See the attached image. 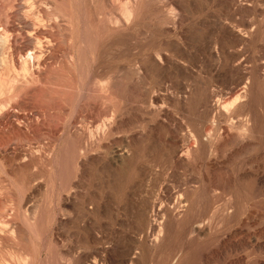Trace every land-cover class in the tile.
I'll list each match as a JSON object with an SVG mask.
<instances>
[{"label": "bare ground", "instance_id": "1", "mask_svg": "<svg viewBox=\"0 0 264 264\" xmlns=\"http://www.w3.org/2000/svg\"><path fill=\"white\" fill-rule=\"evenodd\" d=\"M10 1L9 6H4L7 8L6 20L3 21V19L0 18V96L3 93H6V95L8 94V98L16 96L30 81L33 82L39 80L40 82L44 77V72L47 70H56V72L61 71L62 73L64 71V74H68V84L66 83V85H63L57 82L58 84L55 83L57 87H53L55 90L59 91L62 89L64 91L66 87L73 88L76 86L73 75L75 73H72L73 71L70 69L73 57L67 47L66 34V31L71 29L72 24L69 14L61 7V4L58 3L61 0ZM95 1H97L100 6L92 8L90 5L87 9L88 21L91 27V30L89 31H92L101 47L116 49L115 51L120 59L115 67L116 71H107L103 77H97L96 75L91 74L92 77H89V79H91V88L94 89L95 93L93 92L94 94H90L95 96L96 99L101 98L112 103V111L117 113L118 121L114 116H110L104 120V124L101 125L102 129L97 128L96 131L87 129L86 140L84 141L85 143H83L84 146L82 149L84 154L92 152L93 155H90L91 158L89 159L96 161L97 163L102 162L103 167L107 171L112 170L116 166L125 167L129 163L131 164L134 156L130 149L116 150L112 147L113 143L109 137L114 129L122 123V113L117 109L116 103L120 99L127 98V95L120 90L123 89L122 87L127 88L128 86L136 89L135 87L142 84V79L145 78L144 76L149 70H154L156 73H153L157 74V76L165 82L164 79L168 78L165 73H169L167 72L168 70H165V67L172 66L170 68L174 67L177 69L180 72L179 76L183 75L184 77L182 76L183 79L181 78L179 81L173 83V87H175L174 89H177L180 93H195L197 98H192L191 96V103L196 106L202 103L208 110L204 123L201 124V126L199 125V128H194L189 134L183 133L182 131L179 132V130H183L181 129L182 127L179 126L181 128L178 127V131H170L163 136V147L161 148L162 150L158 158L159 163L161 164V167L159 168L161 174L160 172L158 174V171H156L155 174H158L157 176L160 175L163 178L166 177L165 175L172 169L174 171L179 169L181 170L180 172L183 170L184 172L189 171L194 173L196 181L193 180L194 182H187L185 178L184 180H181V173L176 176V179L178 176H181V181L177 180L176 183L171 184L167 182V178L166 181L161 179L162 182L157 185L158 188L153 191L154 194L152 191H149L151 194L148 193V195L145 196L146 198L141 201L143 206L137 208V205H135L137 210L135 212L133 211L135 214L134 220L136 221V223H134L137 225L136 232L139 233L135 239L132 237L134 239L133 243L135 244L136 251H132V253L130 252V254L133 255L128 259L127 264H140V255L142 253L151 255L162 254L170 244L174 246L169 254L167 253L169 250L166 251L169 258L168 261H170L166 264H186L194 258H199L200 260L205 259L204 257H208L203 254L206 247L212 251L214 248H217L213 251V259L214 257H217L221 251V253H223L224 250L234 252L233 257H229L225 264H264L263 57L260 58L259 56L256 60L251 59L252 62L248 61L250 62V65L246 64V57L242 59V55L240 54L241 47L236 49L238 44L241 46V44L244 43L245 35L243 36L238 33L240 30L237 29V39L234 36L236 41L232 40L234 43L232 42L231 44L229 41L226 43V40L224 41L223 39L224 42H221L222 40H219L220 42L215 41L211 49L208 47L210 50L208 49L209 63L207 65V73L210 75L209 79H211V77L213 78L214 85L211 83H204L201 74V67H203V64L201 62L198 64L195 63V68H192L189 66L190 64L188 65L187 63L170 60L169 52L175 53L176 48L170 49L174 44L168 41V39L165 40L166 38H163L166 34H170L171 31L175 30V25L177 23L176 10L184 12L188 7L186 0H161L159 5L150 9L146 8V5H149V0ZM8 2L9 1L7 0V4ZM1 7L3 9V6ZM12 12H17V17L20 18L21 24L19 22L20 28L17 30L11 25ZM145 19H148L149 21L144 23ZM225 24L226 23H224V26ZM227 27L224 29L228 33L231 32L235 35L234 27ZM133 31H135V34ZM246 39L248 38L246 37ZM153 44L158 47L163 44L165 47L163 49H153L151 47L153 50L150 49V52L148 51V53L142 54L147 45ZM121 45H125L123 47H126V49L120 47ZM228 47H234L235 49L233 52L230 51V53L226 51ZM133 50L138 51L140 56H144L142 58L140 57L139 61H130L129 57ZM56 52H59L61 55V61L58 63V67L54 66V59H56V55L58 54ZM176 54L178 53L176 52ZM58 58L60 59V57L57 56V60H59ZM113 59L114 58H112V60ZM102 61L104 60L102 59ZM191 62L192 61H190V63ZM104 68H106V66ZM232 70L238 72L235 77L230 79V81L221 78L222 74H226ZM118 72L125 77L124 79L126 83H123L124 81L119 78L120 75ZM51 73L53 74V72ZM52 74L49 75L52 77ZM56 75L59 76V74ZM57 79L60 78L57 77ZM76 80L78 81V78ZM48 81L45 83H48ZM63 82L65 81L63 80ZM49 83L51 85V82ZM171 85L172 84H170V86ZM51 87L52 86H50V88ZM202 90H205L203 97H201ZM24 91L27 92V90ZM69 92L73 91L69 90ZM53 94L52 91L51 95L53 96ZM183 97L185 98L186 96ZM185 101L187 100L181 101L180 104L185 106ZM3 103L4 102L0 101V109L4 108ZM49 105L51 104L49 103ZM15 107L16 106H14V108ZM9 109L11 108L8 107L5 111L2 109L4 112L2 111L0 113V119L3 120V129L5 130L2 131L4 133L7 132L5 137L8 140L5 139L4 141L8 142L13 138H18L17 134L25 129L24 127L26 126L25 124L24 126L15 122V119H11L9 116ZM211 113L214 115H212V119L209 117ZM51 115L53 116L54 114ZM45 116L47 118L46 114ZM38 118L39 116L37 117L36 123L42 126L45 118L41 121ZM139 121L140 129L141 131H144L148 125V120L141 117ZM47 122L48 121L45 123ZM0 137H4L3 134L1 136L0 133ZM103 140H106V142L103 143ZM19 141L22 142L23 140L21 139ZM3 144L6 145V142ZM99 149L102 150L101 153L103 156H99ZM0 150L3 152L1 146ZM79 152L81 153V151ZM16 153V158L20 160V162L17 163L16 170L19 172L30 171L29 169L34 163H36L35 159L33 158L31 161L29 160V162L28 158L27 160H21V152ZM235 158L238 159V161H236ZM35 173H32L33 175L30 173V177H28V175L26 176L27 178L25 181L28 186L30 182L32 184L34 181H32V179L33 177H36L34 176ZM159 177L157 178L159 179ZM172 179L175 180L174 178ZM33 184L35 185L34 182ZM219 186H221L220 189L225 188L224 190L228 193V197L225 198L221 204L215 205V198L218 197L215 196L214 191ZM40 187H42V185H40ZM111 199L112 194L109 190L105 196H97L95 202L89 201V206L87 205L85 207L84 205V207L88 213L102 216L109 212L110 204L113 202ZM136 201H138V199ZM25 210L28 212L27 209ZM8 221L10 220H6L2 224L0 223L1 234L6 236L14 235L22 229L19 228V224L14 220H11L12 222ZM238 223L240 224L239 229H234L233 226ZM14 231L16 232L13 233ZM17 234H19V232ZM2 238L4 239V237ZM15 258L17 257L15 256ZM14 260L16 261V259ZM23 260V258L21 260V258L18 257V264ZM24 261L26 263V260ZM152 261L154 260L152 259ZM153 264L160 263L156 262Z\"/></svg>", "mask_w": 264, "mask_h": 264}, {"label": "rangeland", "instance_id": "2", "mask_svg": "<svg viewBox=\"0 0 264 264\" xmlns=\"http://www.w3.org/2000/svg\"><path fill=\"white\" fill-rule=\"evenodd\" d=\"M8 1L7 4V0H0V18L3 19V21L6 20L7 15V8L5 7L9 6L11 2L10 0ZM186 1L188 7L184 12L176 10L177 23L175 25V30L163 37L166 38L165 40L168 39V41L174 44L169 48H176L175 51L178 53L171 52V54L169 52L170 60L187 63L188 65L190 64L189 66L192 68H195V63L198 64L201 62L203 64V67H201L202 81L214 85L213 78L211 77V79H209L210 75L207 73V65L209 63L208 49H211L215 41L218 42L219 40H222L221 42L226 40V43H228V41L231 44L232 42L234 43L238 33L243 36L245 35L244 43L241 44V46L238 44L236 49L242 48H240V54L242 55V59L246 57V64L250 65V62L256 60L259 56L264 59V0ZM58 3L67 11L72 24L71 29L66 31L67 47L72 53L73 59L70 69H72V73L77 75L73 74L74 83L77 87H66L64 91L60 89L62 92L60 90H55L53 87L56 88V84L58 83L63 85H66V83L68 84V74H64V71L62 73L61 71L56 72V70H49V72L47 70L44 72V77L40 82L39 80L30 81L16 96L8 98V94L6 95V93L0 96V101L4 102V108L0 109V113L10 107V118L15 119L16 121H14L17 123L26 125H24L25 127L23 126L26 130L23 129L21 130L22 132H19L20 134H17V140L13 138L8 142L4 141L7 132H3L5 131L3 129L4 124L3 120L0 119L2 121H0V133L1 136L2 134L4 136L0 137V141H2L0 142V146L1 149H3V152L0 150V223L2 224L6 220H10L8 222L14 220L19 224V228H22L18 231L19 234L14 231L13 233L15 234H12L13 236H6L0 233V264H18V257L21 258V260L22 258L26 260V263L23 260L20 264H127L128 259L133 255L130 254V252L136 251L133 241L139 233L136 232L137 225L134 220V212L137 210L135 205H137V208L142 207L141 201H143V199L146 198L145 196L151 191L154 194L153 191L158 188L157 185L162 182L161 179L166 181L167 178V182L171 184L180 180L181 176V180L185 178L187 182L196 181L194 173L189 171L184 172L183 170L180 172L181 170L179 169L176 171L172 169L165 175L166 177L163 178L160 175V177L157 176L159 172L161 174L159 169L161 164L158 158L162 150L161 148L163 147V136L170 131H178L179 126L182 127L179 128L183 129L179 130V132L182 131L183 133L189 134L194 128H199L198 126L204 123L208 110L202 103L198 106L191 103V96L192 98H197L195 93H180L177 89H174L173 83L184 77L183 75L179 76L180 72L177 69L174 67L170 68L172 66L165 67V70L169 72H164L169 78L164 79L165 82H163L157 74H154L156 73L154 70H149L148 72L151 73L147 72L144 76L145 78H143L144 80L142 79V84L135 87L136 89L128 86L127 88L122 87L123 89L120 90L127 95V98L120 99L116 103L117 109L122 113V123L119 124L120 127L118 125L114 129L109 137L113 143L112 147L116 150L130 149L134 156L131 164L129 163L125 167L116 166L112 170L107 171L103 167L102 162L97 163L89 159L91 158L90 155H93L92 152L84 154L82 149L84 146L83 143H85L84 141L86 140V131H96L97 128L102 129L101 125L104 124V120L110 116H114L118 121L117 113L112 111V103L98 97V99H96L95 96L91 95L95 92L94 89L91 88L92 84L89 77L91 78L92 75L103 77L107 71H116L115 67L119 63L120 58L117 56L116 49L101 47L95 35L92 31H89L91 27L88 21L87 9L90 5L92 8L100 6L97 1L61 0ZM160 3L161 0H149L150 6L147 4L146 8H153ZM1 6H3V9ZM3 10H5L6 13ZM12 13L11 25L17 30L20 28V18L17 17V12ZM148 21V19H145L144 23ZM224 23H226L225 26ZM14 25L18 26L15 27ZM226 27H234L235 35L231 32L228 33L225 30ZM237 29L240 31L238 32ZM133 32L135 34V31ZM234 36L236 39H234ZM246 37L248 39H246ZM123 46L125 45H121L120 47L126 49V47ZM151 47L153 49H163L165 46L163 44H161L160 47L154 44L147 45L142 54L148 53L150 49L153 50ZM227 49V52H233L235 48L228 47ZM56 53L58 54L56 55V59H54V66L58 67V63L61 61V55L59 52ZM57 56L60 57V59L58 58L59 60H57ZM143 56H140L138 51L133 50L129 58L130 61H139L140 57L142 58ZM111 57L114 59L112 60ZM102 59L105 62L102 61ZM190 61L192 62L190 63ZM105 66L106 68H104ZM51 72H53V74ZM237 72L236 70H232L231 72L222 74L221 78L230 81L231 78L236 76ZM118 73L120 75L119 78L124 81L123 83H126L125 77H123L120 72ZM49 74H52V77ZM56 74H59V76ZM75 76L78 78L79 83ZM57 77L60 79H57ZM63 80L65 82H63ZM47 81L48 83L51 82V85L50 83H45ZM170 84L172 85L170 86ZM50 86L52 87L50 88ZM24 90H27V92ZM69 90L73 92H69ZM52 91L54 93L53 96L51 95ZM202 91L201 97H203V93H205V90ZM183 96L186 97L184 98ZM183 100H187L185 101V106L183 105L184 107L180 104ZM48 102L51 105H49ZM14 106L16 107L14 108ZM51 114L54 115L52 116ZM212 115L213 113L209 115L211 119ZM38 116L40 121L45 118L42 126L36 123ZM141 117L148 120V125L145 128L146 131H141L140 129L139 120ZM46 121L48 122L45 123ZM21 139L23 143L19 141ZM4 142H6V145L3 144ZM105 142L106 140H103V143ZM15 151L21 152V160H27L28 158L29 162V160L35 159L36 163L29 169L30 171L19 172L16 170L17 163H19L20 160L16 158L15 154L17 153ZM79 151H81V153ZM101 152L102 150L99 149V156H103ZM236 161H238V159H236ZM156 171H158V174H155ZM30 173H35L34 176L36 177L32 179L35 185L33 182L32 184L30 182L28 186L25 179L27 175L30 177ZM153 173L159 177V179ZM179 174L181 176H178L176 179V176ZM171 176L175 180H173ZM40 185H42V187H40ZM217 188L214 191L215 196L218 197L215 198V205L221 204L222 201L228 197V193L224 190L225 188L222 189L226 193L220 189L221 186ZM109 190L112 194L111 200L113 202L110 204L109 212L106 213L107 216L106 214L100 216L98 214L88 213L85 207L87 205L89 206V201L95 202L97 196H105ZM137 199L138 201H136ZM25 209H27L28 212H26ZM239 227V223L233 226L234 229H239ZM2 237H4V239ZM173 246L174 245L170 244V248H166L164 253L158 255L142 253L140 255V264H153L156 262L160 264L169 263L168 254L170 250L173 249ZM216 249L217 248H214V250ZM167 250H169L167 252L168 254L166 253ZM213 251L206 247L203 254L208 257H204L205 259L202 260L194 258L186 264H225L227 259L233 257L234 254V252L230 250H224L223 253H221L222 251L219 253V255L221 254L220 257L217 255V257L213 259ZM15 256L17 258H15ZM14 259H16V261ZM152 259L155 262L152 261Z\"/></svg>", "mask_w": 264, "mask_h": 264}]
</instances>
